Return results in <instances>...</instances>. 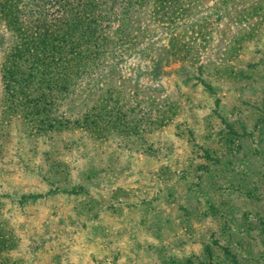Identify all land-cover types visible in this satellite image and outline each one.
Here are the masks:
<instances>
[{
  "label": "rangeland",
  "instance_id": "1",
  "mask_svg": "<svg viewBox=\"0 0 264 264\" xmlns=\"http://www.w3.org/2000/svg\"><path fill=\"white\" fill-rule=\"evenodd\" d=\"M52 1L0 0V264H264V0Z\"/></svg>",
  "mask_w": 264,
  "mask_h": 264
},
{
  "label": "trees",
  "instance_id": "2",
  "mask_svg": "<svg viewBox=\"0 0 264 264\" xmlns=\"http://www.w3.org/2000/svg\"><path fill=\"white\" fill-rule=\"evenodd\" d=\"M130 0H54L50 6L58 20L69 27L72 22L82 18H98L104 14L117 20L121 12L126 10ZM105 17V16H102ZM62 36V35H61Z\"/></svg>",
  "mask_w": 264,
  "mask_h": 264
}]
</instances>
